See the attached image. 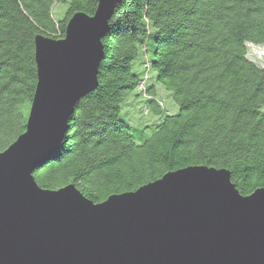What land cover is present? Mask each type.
<instances>
[{
    "label": "trees",
    "instance_id": "1",
    "mask_svg": "<svg viewBox=\"0 0 264 264\" xmlns=\"http://www.w3.org/2000/svg\"><path fill=\"white\" fill-rule=\"evenodd\" d=\"M60 2L0 0V151L25 131L35 36L63 38L74 13L94 15L98 4L69 0L57 20ZM250 43L264 44V0H122L103 38L98 87L77 104L36 182L72 183L102 202L204 165L229 170L242 195L264 188V66L249 58ZM140 102L135 126L121 111Z\"/></svg>",
    "mask_w": 264,
    "mask_h": 264
},
{
    "label": "water",
    "instance_id": "2",
    "mask_svg": "<svg viewBox=\"0 0 264 264\" xmlns=\"http://www.w3.org/2000/svg\"><path fill=\"white\" fill-rule=\"evenodd\" d=\"M122 0L74 13L65 36H35L37 83L25 131L0 151V264H264V188L242 195L225 168L188 166L94 202L34 171L60 149L77 104L98 87Z\"/></svg>",
    "mask_w": 264,
    "mask_h": 264
},
{
    "label": "rangeland",
    "instance_id": "3",
    "mask_svg": "<svg viewBox=\"0 0 264 264\" xmlns=\"http://www.w3.org/2000/svg\"><path fill=\"white\" fill-rule=\"evenodd\" d=\"M68 2L69 0H66V2H60L56 4L54 8V17L55 19L59 20L64 17L66 9L68 7ZM248 56L261 66H264V44L263 45H256V44H248ZM137 70H142V67H138ZM172 100V99H171ZM169 100V103L171 102ZM143 104L140 103H135V105L132 106H123V109L121 111V117L122 118H132V120L135 122L133 123L135 126H140L139 123L143 122L144 117H142L139 114V110ZM174 112L177 111L178 106L174 105ZM141 118V119H140ZM142 120V121H141ZM132 122V121H131Z\"/></svg>",
    "mask_w": 264,
    "mask_h": 264
}]
</instances>
